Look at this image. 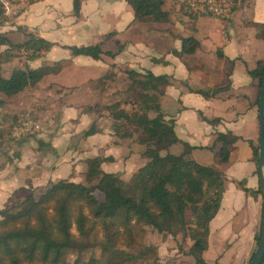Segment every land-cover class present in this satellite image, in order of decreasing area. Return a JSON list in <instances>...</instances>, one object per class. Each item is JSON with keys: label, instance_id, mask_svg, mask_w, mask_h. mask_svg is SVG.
Returning a JSON list of instances; mask_svg holds the SVG:
<instances>
[{"label": "crops", "instance_id": "1", "mask_svg": "<svg viewBox=\"0 0 264 264\" xmlns=\"http://www.w3.org/2000/svg\"><path fill=\"white\" fill-rule=\"evenodd\" d=\"M180 1L163 0L166 19L150 24L134 20L124 0H79L77 14L72 0H34L0 21V35L11 43L21 42L29 33L52 43L33 59L18 56L19 64L17 56L3 58L7 45L0 44L2 77L25 64L37 68L64 61L58 71L44 74L34 84L43 95L52 96L53 109L62 113L40 132L20 137L10 133L14 114L28 106L23 102L26 87L8 97L0 96V211L16 207L32 189H44L58 179L79 182L75 178L83 174L86 158L110 157L100 163V169L118 174L122 180L143 165L145 158L140 153L144 147L134 132L116 137L113 121L107 116L100 121L95 110L102 103L100 93L111 94L129 82L125 70L149 71L166 75L159 110L165 120H172L177 139L160 154H179L186 146V158L212 166L223 175L219 206L208 222L204 264L248 261L259 234L262 194H249L238 183L242 181L250 190L259 188L248 145V141L258 143L259 88L248 71H260L264 66V40L256 36L257 25H264V0H230V13L221 18L197 14L186 5L181 7ZM188 36L197 41L194 51L173 55L172 50L180 49L179 38ZM95 43L113 56L100 54L95 59L70 53L69 47ZM106 74L109 77L102 89H95V80ZM214 88L220 90L209 97L195 92ZM35 104L33 110L49 109L47 104ZM147 114L155 115L152 111ZM201 117L218 121L210 124ZM91 125L98 131L83 136ZM227 131L239 138L230 145L227 162L216 164L215 133ZM212 143L215 148L209 150ZM262 175L264 180V167ZM150 233L158 235L149 244L141 243L154 248L153 264H195L187 254L188 238Z\"/></svg>", "mask_w": 264, "mask_h": 264}, {"label": "trees", "instance_id": "2", "mask_svg": "<svg viewBox=\"0 0 264 264\" xmlns=\"http://www.w3.org/2000/svg\"><path fill=\"white\" fill-rule=\"evenodd\" d=\"M124 1L131 8L136 21L148 24L162 22L167 17V11L161 9L163 0ZM181 7L184 8V4ZM78 8L79 0H72L74 14H77ZM4 18L0 3V21ZM256 36L264 40V25H257ZM179 39L180 49L171 53L191 54L197 45L195 38L188 36ZM0 44L7 45L4 52L7 49L22 50L28 60L52 45L30 33L18 43H11L0 35ZM69 50L72 55L95 59L100 54L113 56L112 52L102 51L100 43L72 46ZM8 57L4 53L3 58ZM63 64L64 61H58L37 68H12L8 77L0 75V96L8 97L36 84L44 74L58 71ZM262 71L263 68L248 71L256 79L258 88ZM124 72L129 85L123 90L130 98L115 99L104 105L103 110L113 121L116 137L125 138L131 134L130 130L119 131V123L142 132L144 137L139 140L144 148L140 154L145 162L127 180H122L118 174L100 169V163L110 160V157L86 158L83 176L87 184L58 179L48 183L37 197L28 193L16 208L1 210L0 264H153L156 260L154 248L141 243L147 228L156 233L179 234L182 238H188L191 245L187 254L195 264H204L202 252L207 247L208 222L219 206L223 175L212 166L186 158L189 151L186 146L179 154H160L161 150L177 141L172 120H165L159 110V97L167 84L166 75H153L149 71ZM108 77L109 74L98 77L94 88L101 89ZM219 90L214 88L195 92L209 97ZM120 92L116 90L112 94ZM2 103L0 99V105ZM148 111L155 115L149 117ZM201 119L210 124L218 121ZM96 131L98 129L91 125L82 135ZM238 138L228 131L215 133L217 147L212 143L207 148H215L216 164L227 162L230 145ZM248 145L251 159L256 164L257 145H252L250 141ZM94 178L95 182L90 183ZM238 184L249 194L261 192L259 188L250 190L244 187L242 181ZM71 227L76 234L71 232ZM258 236L254 238L255 245ZM120 238L124 241L122 245ZM135 242L140 244L138 250L129 253L127 247ZM69 251L74 252L71 262L66 260ZM260 264H264V254Z\"/></svg>", "mask_w": 264, "mask_h": 264}, {"label": "rangeland", "instance_id": "3", "mask_svg": "<svg viewBox=\"0 0 264 264\" xmlns=\"http://www.w3.org/2000/svg\"><path fill=\"white\" fill-rule=\"evenodd\" d=\"M148 24H150V23H148ZM2 53L7 54L8 56H13V55L17 56V63L20 61V58H18V56H22L21 58H23L24 60H28L25 57V53L24 54L23 53L20 54V50L7 49L6 52L3 51ZM3 57H4V55H3ZM25 66H27V65L25 64ZM125 83H127V84L124 87L122 86V88H121V86H119V88H121L120 89L121 90L120 94L115 95V94L111 93V94L104 95V94L100 93L101 96H100V98L98 100L101 101L102 103L101 104H97L96 105V110H95L96 113H97V117L101 118L100 121H104V116H106V112L103 110V107H104V105H106V103L108 104L109 102H111V101H113L115 99H119V98L120 99H129L130 98L129 94H127V93L124 94V90L123 89L127 88L128 85H129V82L125 81ZM102 87H103V85H102ZM102 87H101V89H102ZM23 95H24V98H23L24 101L23 102L26 103V106L28 104V106L25 108L24 111H20V112L14 114V116H13L14 118H13V121H12V128L13 129L11 128L12 131L18 125V122L21 121L22 119H32V120L38 121L41 124L40 131L43 128V126H45V123H48L49 121L60 119L62 113H58L56 109H53V106H52L51 102L49 101V98L51 100L52 96L43 95L42 91L37 87V85L27 86L25 88V91H24ZM32 98H34V99L36 98V100H34ZM33 103H36L35 105L47 104L49 106V109L48 110H44V111H38V110H35V109L33 110L32 106H31ZM118 127H120L119 131L130 130L131 133L134 132L135 139H142L144 137L142 132H140L139 130H133V128H131L130 126H127L126 124L119 123ZM111 129L113 130V125H111ZM12 131L10 132L11 135H12ZM143 147H144V145H143ZM75 179L78 180L81 183H85L83 174L81 176L79 175ZM94 182H95V178L90 181V183H94ZM85 184H87V183H85ZM42 190L43 189L41 188V189H32L31 191L30 190L29 191L34 197H37L38 193L40 191H42ZM95 195L97 197H100V194L98 192H95ZM13 208H16V207H13ZM96 228H99V227H96ZM71 232L76 234V232L74 231L73 227H71ZM154 235L156 236L158 234L150 233V231L147 229L145 234L143 235L142 242L149 244L154 239ZM97 236L101 237V235H97ZM120 242H121L120 245H122L123 242H124L122 238H120ZM139 245L140 244L138 242L136 244H132L130 246L126 245V247L128 246L127 247V251L129 253H135L138 250ZM254 246H255V243H254ZM83 257L86 258L87 256L83 255ZM73 258H74V252L73 251H69V252L66 253L67 262H71ZM244 264H247V261Z\"/></svg>", "mask_w": 264, "mask_h": 264}, {"label": "built area", "instance_id": "4", "mask_svg": "<svg viewBox=\"0 0 264 264\" xmlns=\"http://www.w3.org/2000/svg\"><path fill=\"white\" fill-rule=\"evenodd\" d=\"M34 0H0L3 15L13 16L24 8L26 3ZM181 3L197 14H205L213 17H225L231 11L230 0H181ZM41 124L32 119H22L12 131L13 137L30 135L40 131Z\"/></svg>", "mask_w": 264, "mask_h": 264}, {"label": "water", "instance_id": "5", "mask_svg": "<svg viewBox=\"0 0 264 264\" xmlns=\"http://www.w3.org/2000/svg\"><path fill=\"white\" fill-rule=\"evenodd\" d=\"M257 121L258 143L256 155V174L258 185L262 194V207L258 240L247 264H260L264 254V180L262 175V168L264 167V66L257 95Z\"/></svg>", "mask_w": 264, "mask_h": 264}]
</instances>
